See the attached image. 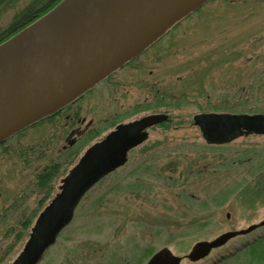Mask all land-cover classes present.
<instances>
[{
  "label": "rangeland",
  "instance_id": "374dc122",
  "mask_svg": "<svg viewBox=\"0 0 264 264\" xmlns=\"http://www.w3.org/2000/svg\"><path fill=\"white\" fill-rule=\"evenodd\" d=\"M33 1L0 6V40ZM145 52L156 55L142 69L112 77L126 76L127 87L111 90L108 80L76 99L98 132L64 150L69 129L48 117L0 146V264L18 255L62 178L119 109L168 119L90 188L36 264H145L162 247L178 264H264V224L188 258L197 242L264 219V134L209 144L193 123L197 113H264V0H208ZM51 164L42 187L36 177Z\"/></svg>",
  "mask_w": 264,
  "mask_h": 264
},
{
  "label": "water",
  "instance_id": "95a60500",
  "mask_svg": "<svg viewBox=\"0 0 264 264\" xmlns=\"http://www.w3.org/2000/svg\"><path fill=\"white\" fill-rule=\"evenodd\" d=\"M208 0H61L0 43V142L73 101L140 54L176 22ZM149 114L124 123L89 146L62 178L59 191L35 219L28 238L9 264H36L73 217L81 198L103 176L124 164L141 132L166 121ZM193 123L210 144L246 134H264V113L205 112ZM229 230L197 242L188 258L206 256L238 234L263 225ZM167 247L146 264H178Z\"/></svg>",
  "mask_w": 264,
  "mask_h": 264
},
{
  "label": "flooded vegetation",
  "instance_id": "af4514ba",
  "mask_svg": "<svg viewBox=\"0 0 264 264\" xmlns=\"http://www.w3.org/2000/svg\"><path fill=\"white\" fill-rule=\"evenodd\" d=\"M152 45H153V43L150 46H148L146 49H148ZM146 49L143 52H141L140 54H138L137 56H135L134 58H132L131 60H129L128 62H126L125 64H123L122 66H120L118 69H116L115 71H113L107 77H105L104 79H102L95 86H93L87 92H85L84 94H82L78 99H80L81 97H83L85 94L89 93L91 90L95 89L96 87L100 86L103 82H107L108 80H110V82H108V85H109V88H111V90L112 89L113 90H117V89H120L121 87L123 89V87H127L128 84H130V81L128 80L127 77L131 76V74H132L131 72L134 71V70H139L140 68L142 69L145 66V64H147L148 61L152 57H154V55H156V52L146 53L145 52ZM150 54H151V56H150ZM141 56H144V58L141 59ZM125 69H126V72L125 73H127V74L130 73V75H128L127 77L124 76V78H120L121 80H119L118 78L112 80V77L117 72H119L121 70L123 71ZM111 80H112L113 84H111ZM75 101H77V100H74V101L68 103L67 105H65L62 108H60L59 110L55 111L51 115L45 117V118L51 117V119L53 121L52 122V125L56 126L58 123H60V125H62V126L64 125L65 127H67L69 129V132L65 136V139H64L65 144L62 145V149H64V150L71 149L73 147V145L75 144V142L77 141V139L83 138V137H85V136H87L88 134H91V133H96L101 128L100 126H93L91 119H89V121L86 122L85 115L81 114V111H82L81 106L80 105L74 106ZM140 107L141 106H132L131 107L132 110H130V112L133 111V110H135V109H138ZM119 108H120V106H119ZM125 112L126 111H121L120 109L117 110V111H114V113H112V115L110 116V118L107 119L104 122V124L109 125V127H110V129H109V131L107 133L115 130L118 126H120V125H122L124 123H129V122L138 120V119H140V118H142L144 116H147L149 114H162V113H165L163 111L155 110L153 112H148V113H145V114H142V115L133 117V118H129V117L123 116V114ZM45 118H43V119H45ZM54 118H56V120H54ZM43 119H41V120H43ZM41 120H39L38 122H40ZM60 120H63V122H60ZM165 122L166 121H161L159 123L153 124V125H151V126H149L147 128H144L141 132H146L147 135H148V137H149L150 130H152L153 128H159V127L161 128ZM36 123H34V124H36ZM34 124H32V125H34ZM104 136H101L100 138H97V140H95L93 143L101 140ZM11 137H13V135L10 136V137H8V138H6L2 142H0V146L3 145V144H5V143H7L6 141L9 140ZM148 137H147V139H148ZM144 142H142V143H144ZM142 143L137 144L136 146L130 148L128 150V152H127V155L132 150H134L138 146H140ZM11 148H13L11 150H15L14 147H11ZM11 150L8 149V148H1V151H11ZM17 153L19 154V148H18V152ZM51 165H53V164H51Z\"/></svg>",
  "mask_w": 264,
  "mask_h": 264
},
{
  "label": "trees",
  "instance_id": "16d2710c",
  "mask_svg": "<svg viewBox=\"0 0 264 264\" xmlns=\"http://www.w3.org/2000/svg\"><path fill=\"white\" fill-rule=\"evenodd\" d=\"M8 1V0H7ZM61 0H34L24 11L21 13L24 17L20 19V26L17 27V19L15 17V21L8 27L6 30L7 32H10L7 36L1 37L0 42L5 41L9 37H11L13 34H15L17 31L21 30L26 25L30 24L37 18L41 17L48 11H50L58 2ZM6 0H0V6H5ZM1 10V9H0ZM20 15V14H19ZM18 16V15H17ZM17 27V28H16ZM4 30L1 31V34L4 35ZM51 115V114H50ZM49 116V115H47ZM54 164L50 165L49 167H45L43 171L37 175V182L39 185H43L42 187H46V181H48L49 175H54L55 173ZM43 182H45L43 184Z\"/></svg>",
  "mask_w": 264,
  "mask_h": 264
}]
</instances>
